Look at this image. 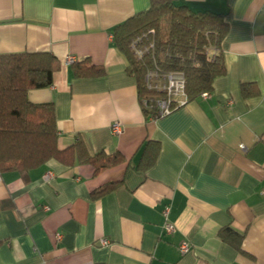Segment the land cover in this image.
Masks as SVG:
<instances>
[{
    "label": "crops",
    "instance_id": "0c3cea01",
    "mask_svg": "<svg viewBox=\"0 0 264 264\" xmlns=\"http://www.w3.org/2000/svg\"><path fill=\"white\" fill-rule=\"evenodd\" d=\"M176 2L225 14L226 72L208 96L149 119L112 31L150 0H0V53L59 61L48 86L27 91L53 105L57 148L81 138L91 153L124 158L99 173L53 158L24 176L0 172V264H264V0ZM67 57L104 74L76 78ZM147 141L159 150L142 172ZM110 182L113 191L91 197ZM222 228L242 235L240 250ZM182 241L191 248L181 255Z\"/></svg>",
    "mask_w": 264,
    "mask_h": 264
},
{
    "label": "trees",
    "instance_id": "16d2710c",
    "mask_svg": "<svg viewBox=\"0 0 264 264\" xmlns=\"http://www.w3.org/2000/svg\"><path fill=\"white\" fill-rule=\"evenodd\" d=\"M148 29L154 31V50L139 61L132 56L129 42ZM227 31L223 13L192 11L176 0H150L145 11L117 25L112 36L115 46L128 60L127 74L135 80L139 97L149 94L143 82L146 68L156 66L182 73L185 92L193 100L209 93L214 80L226 72L220 44ZM71 64L76 78L104 74L101 67L88 61ZM58 67V59L47 52L0 53V172L17 171L24 176L52 158L68 166L91 164L94 173L123 162L118 152L91 153L81 138L67 148H57L53 105L30 102L27 91L48 86ZM143 112L147 116L152 111ZM158 150L157 142L147 141L136 169L143 172L150 168ZM116 186L112 182L103 184L91 192V197L109 193ZM219 235L240 250L242 235L230 228H222Z\"/></svg>",
    "mask_w": 264,
    "mask_h": 264
},
{
    "label": "built area",
    "instance_id": "2783aa9c",
    "mask_svg": "<svg viewBox=\"0 0 264 264\" xmlns=\"http://www.w3.org/2000/svg\"><path fill=\"white\" fill-rule=\"evenodd\" d=\"M153 34V29H148L130 40L129 49L136 60L140 61L146 56L151 55L155 45ZM72 62L73 57L66 58V63ZM143 82L144 89L149 94L140 96L139 101L142 110L147 109L152 111L146 116L149 119L162 118L190 101L185 92L184 79L180 72L164 71L156 66L147 67L143 76ZM208 94L209 93L205 92L200 96L206 97ZM111 130L113 133H119V124L113 123L111 125ZM50 176V173H47L43 178L48 179ZM261 194L264 195V190L261 191ZM163 215L164 223L162 225V232L169 234L174 228L173 225L167 221V209L164 211ZM57 237L59 238V235ZM98 243L100 245H107L108 241L106 239H101ZM190 248V243L186 241H182L178 246L181 255L187 253Z\"/></svg>",
    "mask_w": 264,
    "mask_h": 264
}]
</instances>
